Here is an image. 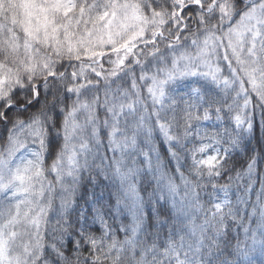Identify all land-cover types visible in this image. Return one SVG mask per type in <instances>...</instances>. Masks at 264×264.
<instances>
[{"label": "snow or ice", "instance_id": "snow-or-ice-1", "mask_svg": "<svg viewBox=\"0 0 264 264\" xmlns=\"http://www.w3.org/2000/svg\"><path fill=\"white\" fill-rule=\"evenodd\" d=\"M257 114L264 0H0V264H254L264 153L231 173ZM85 181L116 203L77 211Z\"/></svg>", "mask_w": 264, "mask_h": 264}, {"label": "trees", "instance_id": "trees-1", "mask_svg": "<svg viewBox=\"0 0 264 264\" xmlns=\"http://www.w3.org/2000/svg\"><path fill=\"white\" fill-rule=\"evenodd\" d=\"M41 100H43V96H41ZM36 107H39V105H36ZM200 130L208 131V132L217 131L218 130L217 122L215 120L203 122ZM155 143L158 146V151L161 157L168 165V170L174 173L175 172L174 165L168 160L167 146L161 141L159 137L156 138ZM193 143H197V142L193 141L192 143H189L188 148H191L193 146ZM142 147L144 146L142 145ZM254 149L260 153H264V128H262L261 126L260 118L258 114L255 118L253 132L243 133L240 146L232 152L233 171L231 175L235 176L237 171L242 172L247 167L249 157L251 156ZM145 150H147L146 147ZM139 160L142 162L143 158L140 157ZM48 163H51V161L49 160ZM256 171L257 174L255 176V180H256L255 188L259 189L260 174L264 173V158L260 159ZM149 181H151L150 175L144 179L143 187L148 188ZM177 183H179L178 178H177ZM218 183L221 185L226 183V176L221 177ZM246 183H247V179L245 178L244 180L239 182L233 181L232 184L230 185L228 198L233 202V204H235L238 196L243 195L244 192L243 185ZM149 190L151 189L149 188ZM207 192L211 194L212 199L222 200L224 198L223 192L217 191L213 193L211 189V185H208ZM93 193H95L96 197L102 196L103 201L106 204L110 202L111 204L114 205L116 203L115 188L94 187L93 185L85 181L82 183L81 187L78 189L77 192V211L81 207H87L89 209V214H91ZM200 195L205 202H207V200L210 198L208 195H205L203 191H201ZM251 199L252 201L255 200V191L253 192ZM85 201H88V203L86 204ZM148 211L150 212L151 209H148ZM111 222L114 228H118L121 222L125 224L130 223V217L126 214L121 215L120 213H116L115 219L112 220ZM98 228H99L98 225L93 227V230L97 231V234H98ZM123 235L124 234L119 231L116 232V236L118 239H123ZM237 237L239 238V240L244 241V233L242 228L237 225H230L228 239L234 244L236 242ZM248 243L250 244L251 241L249 240ZM69 248H70V244H69ZM253 258H254V264H264V256L260 254L259 250H257L253 254Z\"/></svg>", "mask_w": 264, "mask_h": 264}]
</instances>
